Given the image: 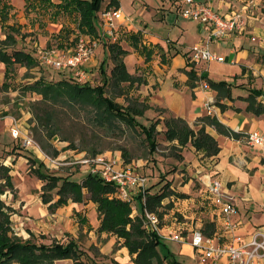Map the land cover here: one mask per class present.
Wrapping results in <instances>:
<instances>
[{
	"label": "crops",
	"instance_id": "0c3cea01",
	"mask_svg": "<svg viewBox=\"0 0 264 264\" xmlns=\"http://www.w3.org/2000/svg\"><path fill=\"white\" fill-rule=\"evenodd\" d=\"M51 1L56 5L60 0ZM116 1L117 6L111 4L110 0H103L100 10L97 11L96 33L91 34V37L99 38V43L90 60L85 63L86 69L90 71L91 75L98 71L102 76L100 73L101 62L105 61V65H107V56L109 55L114 63L111 57V45L125 49L126 51L120 56L127 72L134 76L135 80L130 82L129 79H125L122 83L131 84L129 86L135 85L139 88L140 100L148 105L146 110H157L158 116L162 118L161 120L157 119L158 122L162 121L163 123L164 128L161 130L164 134V119L169 114L184 118L188 124L195 128L201 124L199 117L207 114L203 108L207 93L199 86V76L203 73L202 75L210 78L208 77L210 61H228L229 65L233 67L230 72L233 79H229L232 84L228 85L230 95H222L217 98V89L211 87V93L215 100L217 98L218 103L222 104L220 106L215 101L218 111L214 116L227 127L242 132V136L235 138L220 133L213 126L206 124L205 131L214 138L217 145V150L213 153H208L204 148H196L190 142L181 145L177 139L170 140L176 146L186 149L185 151L181 150L184 157L182 164L180 163V170L185 171L186 176L179 180L176 186L177 189L189 192L190 184L195 177L194 179L201 183L200 193L206 194L205 196L213 201L209 183L212 178L217 177L222 182L223 191L234 198L236 211L232 217L239 222L238 231L247 235L257 227L264 228V151L260 146L251 144L244 135L248 130L264 129V111L256 112L250 108L248 97L251 92L250 88L255 86V77L260 74L264 75L262 60L264 59V0H252V3L251 0H196L209 3L214 10L221 14L242 10L247 20L243 29L232 30L218 40L219 42L209 43L210 50L223 55L224 60H200L199 62H193L188 54V48L193 43L205 38L208 26L203 25L198 19L187 18L182 14L181 9L186 6L183 0ZM32 3L41 4L43 2L40 0H0V48L2 50L20 48L30 52L36 57L37 63L29 68H35L40 72L41 67L48 65H40L38 49L47 45L32 46L30 51L16 46L20 39L18 35L29 37L28 34L21 31L24 23L30 20L26 19L24 11L28 5L32 6ZM115 7H120L123 15L113 19L115 35L112 36L105 33L100 11L104 8ZM10 26L13 27V30ZM187 33H190V37L185 38ZM253 35L257 36L256 40L252 38ZM43 38L44 36H40V39ZM62 45L63 43L60 41L53 46L65 47ZM132 57L134 63H132ZM187 62L194 64L195 79H190L186 72ZM205 63L207 66L204 65ZM17 64L27 68L25 64L14 62L13 67L7 72L6 63L0 60V83L6 81V77L14 73ZM225 80L228 81V79ZM256 100L264 105V93L259 94ZM13 126L14 122L10 116H1L0 161L9 165L12 177L24 163H27L30 171L37 165V163L32 164L25 153L41 161L42 168L49 172L66 174L76 180H81L79 174L83 171L89 173L79 163L54 164L45 152L37 148L24 146L26 152L23 151L18 146V140H21L20 136L16 137L12 133ZM20 133L28 132L27 129L21 128ZM54 145L59 150L56 158L67 159L76 157L75 154L80 155L74 149H62L58 144L54 143ZM114 154L122 159L121 154L116 152ZM130 161L132 160H124L125 163ZM134 162H136L137 169L141 171V163ZM175 174L183 173L176 172ZM36 177L39 181L38 185L36 184L32 192L27 193L28 197H31L30 201L22 205L27 207L30 214L23 217V219H29L27 222L31 225L30 231L35 232L39 228L49 231L57 225L74 232V227L77 228L78 224H84L81 222H84L89 214L92 212L98 214L96 203L88 197L81 201L68 198L65 203L56 206L52 211L49 210L48 204L54 201L58 195L53 194V198L49 202H43L40 193L45 181ZM82 190L84 193L86 192L85 187ZM194 190L195 188H192V191ZM21 201L23 200L19 199V202ZM135 202L137 204L135 211L138 212L141 207L140 202L138 199H135ZM91 206L93 211L89 210ZM212 208L209 221L213 223V232H219L221 215L214 202ZM98 220L100 221L99 215ZM168 229L172 230L173 228L169 227ZM22 230L27 232L23 228ZM222 239H226V237L222 236ZM178 243L181 245L178 250H175V254L183 264H209L199 260L198 254L189 242ZM125 249L127 248H119V251L128 256V251L125 252ZM127 258L131 259V256ZM131 263L133 264V261ZM220 264L226 263L221 259Z\"/></svg>",
	"mask_w": 264,
	"mask_h": 264
},
{
	"label": "trees",
	"instance_id": "16d2710c",
	"mask_svg": "<svg viewBox=\"0 0 264 264\" xmlns=\"http://www.w3.org/2000/svg\"><path fill=\"white\" fill-rule=\"evenodd\" d=\"M40 1L53 3L51 0ZM102 2L103 0H60L56 5L62 11L77 13L79 31L85 30L90 34H95V19L98 16L97 11L100 10ZM110 3L115 6L118 5L116 0H110ZM11 28L13 30V27ZM59 44L61 45V43ZM113 46L111 45L113 66L110 72H107L105 61L101 62L100 73L102 74V80L100 84L93 85L90 82H79L69 77L65 70H62V77L58 79L48 80L43 75H40L33 82L29 81L23 84L24 90L35 91L40 94L39 98L29 102V110L32 113L30 121L34 123L32 129L35 139L48 155L56 156L59 152L51 140L56 134L60 133L56 126V121H58L56 107L59 105L66 107L91 106L94 120L98 124L112 125L115 121H122L144 134L150 154L153 155L156 150L158 145L156 123L159 120H152L147 125L136 118V115H143L148 105L134 100L127 104H122L105 94L108 85L120 87L125 79H129L130 82L135 80V77L127 72L120 56L126 50ZM0 60L6 63L7 72L13 67L14 62L25 64L27 67H32L37 63L35 56L20 48L11 50H2L0 48ZM186 64L188 65L186 72L189 78L195 79L193 62H187ZM202 74L200 76L207 79L211 87L217 89V98L222 95H230V87L228 85H231V82L212 80ZM250 90L251 92L248 96L250 108H253L256 112L264 111V105L256 100L259 94L264 93L263 88L251 87ZM217 98L215 100L216 103H218ZM219 105L221 106L222 104ZM199 120L201 124L195 128L188 124L184 118L169 114L164 119V136L169 140L177 139L181 145L190 142L196 148H204L208 153L216 152L217 145L214 138L205 131L206 124L213 126L220 133L235 138L242 136V132L227 127L214 115L204 114L199 117ZM59 135L61 139L70 142L69 146L64 148L74 149L83 156H90L100 151L95 146L84 145L78 147L74 144L72 137L63 134ZM25 154L29 157V161L32 164L37 163L35 167L31 168V171L45 181L40 193L42 201L49 202L53 198V194L58 195L54 201L48 204L49 210L52 211L56 206L65 203L68 198L83 200L85 193L82 189L85 187L88 192V198L96 203L100 218L97 230L122 237V245L127 247L134 264H183L173 251L168 248L164 249V246L162 247V245H165L163 241L165 238L160 237L154 231L146 233L141 226L143 207L145 206L149 210H156L157 206L162 203L163 198L171 193L170 190H167L171 184V176L166 178L159 186L156 185L157 181L147 183L144 205L141 195L135 196L141 206L135 217L138 222L135 227L133 223H129L127 216V211L131 210L129 203L118 198L105 196L106 192L113 190V183L105 181L92 173H85L80 177L81 180H76L66 174L49 172L42 168L43 164L41 161L28 153ZM123 154H125V151H123ZM125 157L122 158L128 161V158ZM9 171V165L0 161V264H55V260L62 258L72 259V264H112L110 261L95 260L86 255V252L79 247L77 239L73 236H70L66 241L46 243L35 239L32 232L27 237L16 234L13 230L10 214L12 208L1 197L6 189L12 190L14 187L12 175ZM140 172L145 174L142 170ZM128 223L129 225H127ZM204 226L206 227H204V234L212 232V222L207 221Z\"/></svg>",
	"mask_w": 264,
	"mask_h": 264
},
{
	"label": "rangeland",
	"instance_id": "374dc122",
	"mask_svg": "<svg viewBox=\"0 0 264 264\" xmlns=\"http://www.w3.org/2000/svg\"><path fill=\"white\" fill-rule=\"evenodd\" d=\"M24 13L26 19L30 20L24 23L21 32H24L26 35L28 34L27 36L29 37L18 35L20 39L16 46L26 50L30 51L32 46L37 47L38 44H42L43 46L56 45L60 41L63 43L62 46L70 47L79 36L87 39L91 37L88 31H79L77 27V13L62 11V9L54 3H47L46 1L41 4L32 3V6H27ZM189 34L190 33H187L185 38H187ZM40 36H44V38L40 39ZM211 42L214 43L219 41L216 40ZM107 57L106 68L108 72H110L113 62L109 55ZM262 60L264 62V59ZM132 63H134L133 57ZM204 65L207 66L206 63ZM20 67L21 66L17 64L14 73L8 75L4 83H0V118L4 115L10 116L13 122L16 121L21 128L27 129V132L35 139L32 129L34 123L30 121L32 113L29 110V102L39 98L40 94L35 91L24 90L23 84L29 81L33 82L40 74L48 80H55L62 77L61 74H63V71L51 66L41 67L40 72L39 70L36 71L35 68ZM208 69L210 72L208 73V77L212 80L228 79L229 81V79H233V76H230L233 67L229 65L228 61H210ZM101 79L102 76L96 71L92 73L90 83L93 85L100 84ZM254 82L257 88H263L264 90V75L261 76L260 74L256 76ZM121 84L123 85L120 87L108 85L105 94L122 104H127L133 100L143 102L140 100V94L138 93L139 88L137 86H129L128 83ZM56 112L58 114L56 126L60 132L59 134L72 137L74 144L78 147L84 145L95 146L99 148L100 151H108L112 154L116 152L121 154L122 157L126 155L128 161H139L141 163L140 169L149 177L148 183L157 181V186L161 185L166 178L173 176L171 184L167 189L170 190L171 193L163 198L162 203L157 206L156 210L152 211L158 215L160 225L164 230L171 227L173 229H180L183 233H188L191 228H198L204 233V223L210 220L213 201L206 197V194L200 193L201 183L200 181H196L194 179L195 177H193V181L190 184L191 188L189 192L183 189H177L176 184L186 176V172L180 170V163L184 157L181 150L185 151L186 149L176 146L172 141L165 138L161 130L164 128L162 121L157 124L158 131L156 133V139L158 145L152 155L148 151L147 141L143 133L128 126L122 121H115L112 125L98 124L94 120L91 106L66 107L59 105L56 107ZM136 118L148 125L150 121L160 117L158 116L157 110L151 111L145 109L143 115H136ZM161 119L162 118H160V120ZM59 134H56L51 140L64 149L65 146H69L70 142L61 139ZM61 144L63 145L61 146ZM18 146L26 152L23 148L24 146L21 144V140H18ZM123 151H125V154H123ZM75 156L78 157L80 155L75 154ZM18 169L19 171H16L14 173L15 176L12 177L13 189H6L1 197L6 204L12 208L10 214L14 232L16 231V234L27 237L29 236V232H32L30 231L31 225L27 222L29 219H23V217L30 214L27 211V207H23L22 205L30 201L31 197H28L27 193L32 192L39 181L36 177L37 175L29 170L27 163H24V165ZM176 172H181L183 174L176 175ZM84 174L83 171L79 176L82 177ZM194 184L196 185L194 186ZM192 188H195V190L192 191ZM105 196L108 198L120 199L115 194V187L113 190L106 192ZM87 197L88 192L86 191L84 198ZM19 199L23 201L19 202ZM120 200L126 201L123 199ZM28 205H30V203H28ZM129 205L131 208L130 211H127L129 223H133L136 227L135 224H138L135 218L137 212L130 203ZM92 206L89 208L91 211H93ZM85 219L84 222H81L84 224H78L77 228L74 227V232L55 225V227L49 231L39 228L37 231L32 232L34 234L33 237L43 242L50 243L62 240L66 241L70 236H73L77 239L79 247L86 252V255L95 260L110 261L112 264H132L131 261L133 260L130 253L128 252L129 255H127L131 256V259H128L126 253L121 254V251H119V248H127L122 245V237H118L116 234L106 231L99 232L97 230V225L99 224L97 213L92 212L89 214V217ZM129 223L127 225H129ZM141 226L146 233L152 231L147 227L143 218ZM22 228L27 232L25 233ZM213 231L214 229L207 235L213 234ZM163 241L167 247L165 245H162V247L164 246V249L168 248L174 253L176 252L175 250L179 249V245H181L172 239ZM126 250L128 251V249H125V252ZM55 264H72V259H57L55 260Z\"/></svg>",
	"mask_w": 264,
	"mask_h": 264
},
{
	"label": "built area",
	"instance_id": "2783aa9c",
	"mask_svg": "<svg viewBox=\"0 0 264 264\" xmlns=\"http://www.w3.org/2000/svg\"><path fill=\"white\" fill-rule=\"evenodd\" d=\"M183 1L186 6L181 9L182 14L187 18L198 19L203 25L208 26V33L205 38L202 41L193 43L188 48V54L193 62L213 59L224 60L223 55L210 50L209 43L222 39L232 30L243 29L247 23L243 11L234 10L228 14H221L205 1ZM122 15L120 7L101 9L100 16L105 33L115 35L113 19L120 18ZM252 38L256 40L257 36L253 35ZM98 43L99 38L90 37L87 39L79 36L70 47L58 48L47 45L38 49V60L40 65L45 64L67 71L69 77L79 82H90L91 73L86 69L85 63L92 57ZM198 83L207 93L203 102L205 112L215 115L218 106L215 103L214 95L211 93L209 82L199 76ZM20 131V125L15 121L12 133L16 137L20 136L22 145L43 151L32 135L28 133L21 134ZM244 135L251 144L260 146L264 151V129L248 130L245 131ZM45 154L54 164L79 163L84 166L87 172L113 183L115 194L120 199L128 201L134 210H136L137 205L135 202L136 195H141L144 205L148 177L137 169L134 160L125 163L123 158L121 159L108 151H99L90 156L80 154L78 157L67 159H59L47 153ZM209 190L221 215L219 232L215 231L213 234L207 235L198 228H191L188 233H183L180 229L164 230L160 225L158 215L145 206L143 207L142 218L147 227L160 237L178 242H189L194 247L201 262L220 264L221 259H223L226 264H256L258 262L264 264V228L257 227L247 235L238 231L239 222L232 217V214L236 211L233 196L223 191L222 182L217 177L210 180ZM222 236H225L226 239H222Z\"/></svg>",
	"mask_w": 264,
	"mask_h": 264
}]
</instances>
